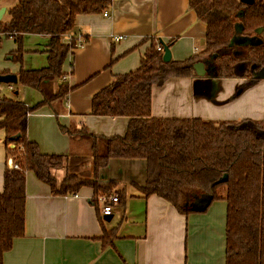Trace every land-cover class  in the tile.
Here are the masks:
<instances>
[{
  "label": "trees",
  "instance_id": "trees-1",
  "mask_svg": "<svg viewBox=\"0 0 264 264\" xmlns=\"http://www.w3.org/2000/svg\"><path fill=\"white\" fill-rule=\"evenodd\" d=\"M107 3L106 0H0V7H7L8 17L0 21V33L18 44L14 59L21 60L26 35L50 36L45 50L47 66L21 68L18 72V84L38 90L42 100L30 106L15 97L0 99V130L5 131L8 155L18 164L17 168L6 169L0 193V264H4V255L14 240L25 234L28 171L47 182L53 193H75L81 186L89 185L96 195H109L116 182L102 183L100 171L111 159L145 160V196L156 194L181 213L192 211L188 204L197 195L208 194L212 201L225 200L226 264H264V122L250 118L213 121L152 114L154 86H163L173 77L195 76L194 64L200 61L206 65L215 63L216 68L207 71L206 76L243 78L245 81L236 95L264 78V0H254L252 4L241 0H189L190 7L207 26L206 47L201 55L164 61L163 52L157 48L159 43L153 41L137 69L115 75L108 86L92 97V115L129 117L125 133L98 136L89 133L85 126L62 128L73 140L82 137L90 142V159L46 154L37 142L29 139V114L42 106L63 103L71 90L67 81L62 80L67 74L63 64L76 41L64 42L63 35L72 28L76 14L102 12ZM237 30L238 36L248 43H233L238 37ZM255 38L258 43L252 42ZM172 42L167 45L170 47ZM56 80L61 83L57 92L52 87ZM75 159L83 160L78 170L73 167ZM86 163L91 167L84 168ZM65 165L67 176L58 185L52 172ZM85 172L91 176H85ZM76 178L79 180L72 182ZM117 236V227H104L101 236L104 247L112 245Z\"/></svg>",
  "mask_w": 264,
  "mask_h": 264
},
{
  "label": "crops",
  "instance_id": "crops-1",
  "mask_svg": "<svg viewBox=\"0 0 264 264\" xmlns=\"http://www.w3.org/2000/svg\"><path fill=\"white\" fill-rule=\"evenodd\" d=\"M106 1L107 7L102 12L76 14L72 28L62 37L64 42L79 37L85 40L66 58L67 83L71 87L67 100L54 103L53 107L42 106L29 114L27 135L39 144L43 153L90 159V142L82 137L73 140L62 128L85 126L89 133L98 136L125 133L129 117L92 115V97L108 86L115 75L137 69L153 41L159 44L161 40L166 44L173 41L172 58L180 61L201 55L205 50L207 26L190 7L189 0ZM34 36L39 40L36 45L44 46L46 53L50 36ZM115 36L123 38L117 41ZM246 40L239 36L233 43L240 45ZM13 71L9 73L18 75L19 71ZM244 81L197 74L170 78L163 86H154L152 114L213 121L250 118L264 122V79L235 96ZM59 84L60 81L58 87ZM33 90L36 93L25 92L21 98L30 106L42 100V94ZM13 93L17 95L20 91ZM82 161L74 160L75 170ZM12 164L5 131L1 129L0 193L6 169ZM83 167L90 168L91 164ZM67 171V165L53 170L58 185L65 180ZM110 180L116 184L109 195H117L119 201L112 213L106 215L111 217L107 221L101 214L100 195L91 186L83 185L75 193H53L47 182L28 171L25 234L14 240L4 255V264H226L225 200L212 201L208 194L197 195L188 204L192 211L181 213L156 194L145 196L143 159H111L100 171L102 183ZM104 227H117L118 236L107 247L101 239Z\"/></svg>",
  "mask_w": 264,
  "mask_h": 264
},
{
  "label": "rangeland",
  "instance_id": "rangeland-1",
  "mask_svg": "<svg viewBox=\"0 0 264 264\" xmlns=\"http://www.w3.org/2000/svg\"><path fill=\"white\" fill-rule=\"evenodd\" d=\"M7 18L8 17L6 14L3 18V20H7ZM239 34H240L239 30H237L236 36H238ZM27 37H29V38H27ZM37 37L38 36H34V34H28L24 37L22 58L19 61V60H16L13 58V55H14L13 53L16 52V50L18 48V44L16 43V41L13 38H9V37H6L4 34H1V36H0V72H3V71L14 72L13 71L14 69L19 71L21 68L37 69V68H41L43 66H46L48 64L47 54L45 52H43L44 46H37L36 45V43L39 42ZM253 40L254 39H252V42H253ZM245 43H248V41L246 40ZM37 47L39 48V50L35 51V48L37 49ZM11 56H12V58H10ZM67 57H68V55H67ZM68 63H69L68 59H66L64 61V64H63L64 73L67 70ZM212 64L213 65H211V64L206 65L207 71L210 72L212 69L214 70V68H216L215 63H212ZM58 81H60V80H56L52 83V87H53L54 91L60 87V84L58 87ZM243 83L238 87V89L240 87H242ZM2 87H3V90L5 91V93L7 94L8 97L12 96V97L19 98V99H21V98H23V96H25V92L36 93V91L33 90L32 88H30V87L25 88L19 84H14V88H15L14 90L20 91V93L17 95L15 93H13V91L8 90L4 84L2 85ZM248 87H246V88H248ZM246 88H244L243 91ZM236 93H238V92L237 91L235 92V96L239 95V94L236 95ZM34 96H35V94H34ZM40 108H42V107H40Z\"/></svg>",
  "mask_w": 264,
  "mask_h": 264
},
{
  "label": "water",
  "instance_id": "water-1",
  "mask_svg": "<svg viewBox=\"0 0 264 264\" xmlns=\"http://www.w3.org/2000/svg\"><path fill=\"white\" fill-rule=\"evenodd\" d=\"M245 4H252L254 0H241ZM6 12V7L2 6L0 7V21L3 19V16ZM162 45L164 46V51H163V60L164 61H170L172 59V52L170 50L169 45H167L164 41H160ZM254 43L258 42V39L253 40ZM12 58V56L10 57ZM194 68L196 70L197 75L199 76H204L206 75L207 69L205 68V63L203 61L197 62L194 64ZM19 79L18 75L16 73H0V83H13V84H18ZM13 139H16V137H13ZM14 147V144L11 145ZM110 216H104V219L109 221Z\"/></svg>",
  "mask_w": 264,
  "mask_h": 264
},
{
  "label": "built area",
  "instance_id": "built-area-1",
  "mask_svg": "<svg viewBox=\"0 0 264 264\" xmlns=\"http://www.w3.org/2000/svg\"><path fill=\"white\" fill-rule=\"evenodd\" d=\"M104 15H107V12L104 13ZM2 33H0L1 36ZM123 36H115V40L119 41L122 39ZM73 38L70 39V41ZM76 41V46H81L85 40L82 37H79L75 39ZM158 50H161L162 52L164 51V46L161 44L157 45ZM68 77V74H65L64 77L62 78L63 81H66ZM5 85L8 90L14 91V84L13 83H0V99H3L5 97H8L5 91L3 90L2 85ZM13 167L17 168L18 164L14 163L12 164ZM99 201L102 202V208H101V214L102 215H110L113 211V206L115 203L119 201V197L117 195H100L98 197Z\"/></svg>",
  "mask_w": 264,
  "mask_h": 264
}]
</instances>
